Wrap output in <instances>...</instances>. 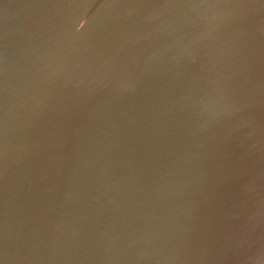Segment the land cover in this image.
Returning a JSON list of instances; mask_svg holds the SVG:
<instances>
[{"label":"water","instance_id":"water-1","mask_svg":"<svg viewBox=\"0 0 264 264\" xmlns=\"http://www.w3.org/2000/svg\"><path fill=\"white\" fill-rule=\"evenodd\" d=\"M0 264H264V0H0Z\"/></svg>","mask_w":264,"mask_h":264}]
</instances>
